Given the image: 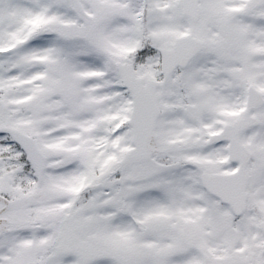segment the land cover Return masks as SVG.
I'll return each instance as SVG.
<instances>
[{
    "label": "snow or ice",
    "instance_id": "obj_1",
    "mask_svg": "<svg viewBox=\"0 0 264 264\" xmlns=\"http://www.w3.org/2000/svg\"><path fill=\"white\" fill-rule=\"evenodd\" d=\"M0 264H264V0H0Z\"/></svg>",
    "mask_w": 264,
    "mask_h": 264
}]
</instances>
